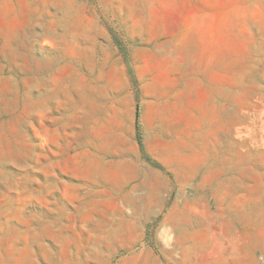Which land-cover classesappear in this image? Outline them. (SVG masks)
Returning <instances> with one entry per match:
<instances>
[{
	"label": "rangeland",
	"instance_id": "rangeland-1",
	"mask_svg": "<svg viewBox=\"0 0 264 264\" xmlns=\"http://www.w3.org/2000/svg\"><path fill=\"white\" fill-rule=\"evenodd\" d=\"M0 264H264V0H0Z\"/></svg>",
	"mask_w": 264,
	"mask_h": 264
},
{
	"label": "crops",
	"instance_id": "crops-1",
	"mask_svg": "<svg viewBox=\"0 0 264 264\" xmlns=\"http://www.w3.org/2000/svg\"><path fill=\"white\" fill-rule=\"evenodd\" d=\"M236 185H237V187L243 188L244 184L240 182V183H237ZM238 211L239 212L236 215H234L233 217L238 219L239 222H244L245 223V221H250V220L253 223L255 222L254 221L255 213L248 214L246 209H244L242 207H240Z\"/></svg>",
	"mask_w": 264,
	"mask_h": 264
},
{
	"label": "trees",
	"instance_id": "trees-1",
	"mask_svg": "<svg viewBox=\"0 0 264 264\" xmlns=\"http://www.w3.org/2000/svg\"><path fill=\"white\" fill-rule=\"evenodd\" d=\"M136 134H137V142L142 147L141 137H140V129H139L138 123L136 124Z\"/></svg>",
	"mask_w": 264,
	"mask_h": 264
}]
</instances>
